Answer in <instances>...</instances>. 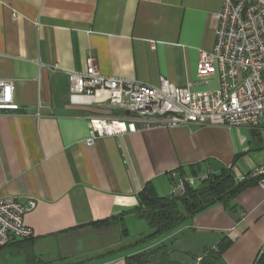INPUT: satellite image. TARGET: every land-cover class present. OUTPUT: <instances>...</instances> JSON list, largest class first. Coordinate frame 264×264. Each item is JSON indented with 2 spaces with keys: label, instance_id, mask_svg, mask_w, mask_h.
I'll list each match as a JSON object with an SVG mask.
<instances>
[{
  "label": "crops",
  "instance_id": "1",
  "mask_svg": "<svg viewBox=\"0 0 264 264\" xmlns=\"http://www.w3.org/2000/svg\"><path fill=\"white\" fill-rule=\"evenodd\" d=\"M222 2L0 0V79L14 85L12 104L0 106V198L36 202L23 216L33 235L0 247V264H126L155 241L167 240L173 253L178 247L203 255L223 238L231 244L214 264H254L264 248V191L257 184L235 196L234 213L217 202L138 250L126 249L127 229L112 242L105 243L110 234L99 246L88 241L74 250L90 222L121 216L118 225L131 217L148 225L132 211L147 184L167 195L176 176L228 168L239 182L264 164V118L253 127L156 124L99 136L88 146V116L128 113L68 100L67 72L84 71L89 53L105 76L217 88L215 74L198 81L196 63L199 50L213 47V14ZM180 238L183 248L176 246Z\"/></svg>",
  "mask_w": 264,
  "mask_h": 264
},
{
  "label": "built area",
  "instance_id": "2",
  "mask_svg": "<svg viewBox=\"0 0 264 264\" xmlns=\"http://www.w3.org/2000/svg\"><path fill=\"white\" fill-rule=\"evenodd\" d=\"M214 44L210 51L199 50L198 81L217 75L213 90H192L193 82L176 86L161 77L154 86L136 80L102 75L94 56L86 57L84 71H68V100L72 104L110 106L127 111L122 117L88 116L91 146L97 137L136 131L156 124L221 125L253 127L264 118V0H223L213 14ZM12 81L0 79V106L13 102ZM176 176L170 195L183 194L187 184L205 179ZM249 177H258L264 191V164L253 168ZM34 199L25 203L11 195L0 198V247L33 235L23 216L35 208Z\"/></svg>",
  "mask_w": 264,
  "mask_h": 264
},
{
  "label": "trees",
  "instance_id": "3",
  "mask_svg": "<svg viewBox=\"0 0 264 264\" xmlns=\"http://www.w3.org/2000/svg\"><path fill=\"white\" fill-rule=\"evenodd\" d=\"M258 179V177H249L247 175L243 180L236 182L231 171L228 168H222L217 174L210 173L205 179L200 180L197 185L187 186L185 192L180 196L158 195L154 188L147 184L139 192V204L132 211L135 212L137 217L145 219L151 230L148 234L137 238L134 243L138 244L167 233L183 223L187 218L217 202L221 203L229 212L234 213L236 204H234L233 199L235 196L244 188L256 185ZM120 219L121 216H112L90 222L89 226L92 228L90 233L93 232L91 235L103 234L101 241H104V238L110 234L112 236L110 237L111 240L115 233L118 236L126 235L127 230L125 227L117 231L116 227ZM90 233L80 232L75 238L85 240ZM91 241H95L94 237L89 239V242ZM96 241H99V239L97 238ZM168 244L162 242L156 244V246L144 248L130 254L125 258L126 264H178V261L171 259L168 254ZM230 244L231 240L223 238L217 243L215 248L204 249L203 255L199 258V264H214ZM90 245L93 244L90 243ZM132 245L129 244L127 247ZM87 247L89 245L83 246V249ZM254 264H264V248L256 256Z\"/></svg>",
  "mask_w": 264,
  "mask_h": 264
},
{
  "label": "rangeland",
  "instance_id": "4",
  "mask_svg": "<svg viewBox=\"0 0 264 264\" xmlns=\"http://www.w3.org/2000/svg\"><path fill=\"white\" fill-rule=\"evenodd\" d=\"M210 173V172H209ZM249 174V173H248ZM195 176H198V175H195ZM194 176V177H195ZM249 176V175H248ZM201 180V179H200ZM200 180H197L198 182L200 181ZM196 185V182L193 184V185H189V184H187L186 185V187L187 186H195ZM186 187H185V189H186ZM180 195H182V194H180ZM179 194H176V195H174V196H180ZM121 224H122V226H121ZM120 225H118L116 228H117V231H120L121 229H122V227H126V229L128 230V235H129V237L128 238H130V244H133L132 246H129V247H127L126 249L127 250H129V251H131V250H138L141 246L143 247V245L144 244H146L147 242H150V241H152V240H159L160 238H162L166 233H164V234H162V235H160V236H158V237H156V238H154V239H150V240H146V241H144V242H141V243H138V244H135L134 242L137 240H135L134 239V237H136V238H138V236H140V235H143V234H147V233H149L150 232V228H149V226L146 224V222L144 221V220H142V219H136V218H134V217H131V218H125V220H123L122 221V223H121ZM114 231H116V230H114ZM93 232H91V234H92ZM182 233H185L184 235H187L186 234V232L185 231H183ZM180 235V236H179ZM178 236L179 237H182V235L181 234H179ZM97 236L99 237L98 239H99V241L97 242L98 243V246H99V244L102 242L101 241V239H102V237H103V234H100V233H97ZM110 237V236H109ZM91 238H93V237H90V238H86L85 240H79V239H77V244H75V249L74 250H81V248L83 247V244H84V242H88L89 241V239H91ZM115 238V237H114ZM114 238L112 239V240H114ZM94 240H96V238H94ZM112 240H111V238H109V239H106L105 240V243H109V242H112ZM166 243H168L167 242V240H164ZM94 242V244L93 245H97L96 244V242L95 241H93ZM92 242V243H93ZM163 242V240H159V241H155V243L153 244V245H156V244H159V243H162ZM103 243H104V241H103ZM51 244V243H50ZM150 245V244H149ZM180 246V247H182L183 248V245H182V240H181V238H180V240H179V243L178 244H176V246ZM149 247H153L152 246V244L149 246ZM148 246L147 247H145V248H149ZM186 248V247H185ZM176 250H178L177 251V253H181V254H177V253H173V250L172 249H168L167 250V252H168V254L170 255V253H171V259H175V261H178L177 263L178 264H196V263H198L199 262V258L198 259H196V257H194V256H199V255H201V250L200 251H198V253H196L197 252V250H193V249H191L192 251V253L191 254H184L183 252H182V250H180L178 247H176L175 248ZM183 251H184V249H183ZM193 253H195V254H193ZM51 254V253H50ZM49 254V255H50ZM194 255V256H193ZM202 256V255H201ZM200 256V257H201ZM46 256H43V258L44 259H46L45 258ZM176 259H178V260H176ZM59 264H61V263H59Z\"/></svg>",
  "mask_w": 264,
  "mask_h": 264
}]
</instances>
